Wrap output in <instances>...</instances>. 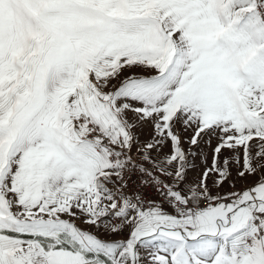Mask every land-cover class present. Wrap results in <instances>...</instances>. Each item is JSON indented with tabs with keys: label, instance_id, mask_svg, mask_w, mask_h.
<instances>
[{
	"label": "snow or ice",
	"instance_id": "6c2138e0",
	"mask_svg": "<svg viewBox=\"0 0 264 264\" xmlns=\"http://www.w3.org/2000/svg\"><path fill=\"white\" fill-rule=\"evenodd\" d=\"M0 264H264V0H0Z\"/></svg>",
	"mask_w": 264,
	"mask_h": 264
}]
</instances>
